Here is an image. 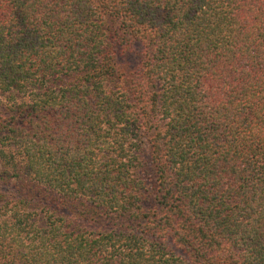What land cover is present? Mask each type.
<instances>
[{
	"label": "trees",
	"instance_id": "trees-1",
	"mask_svg": "<svg viewBox=\"0 0 264 264\" xmlns=\"http://www.w3.org/2000/svg\"><path fill=\"white\" fill-rule=\"evenodd\" d=\"M1 97L0 264H264V0H0Z\"/></svg>",
	"mask_w": 264,
	"mask_h": 264
},
{
	"label": "rangeland",
	"instance_id": "rangeland-1",
	"mask_svg": "<svg viewBox=\"0 0 264 264\" xmlns=\"http://www.w3.org/2000/svg\"><path fill=\"white\" fill-rule=\"evenodd\" d=\"M1 100L2 102L0 103V116H3L5 115V112L7 111V105L10 103L7 100H5L4 97H1Z\"/></svg>",
	"mask_w": 264,
	"mask_h": 264
}]
</instances>
